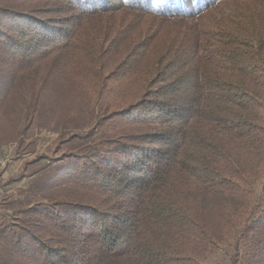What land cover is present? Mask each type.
Segmentation results:
<instances>
[{
	"label": "trees",
	"instance_id": "trees-1",
	"mask_svg": "<svg viewBox=\"0 0 264 264\" xmlns=\"http://www.w3.org/2000/svg\"><path fill=\"white\" fill-rule=\"evenodd\" d=\"M16 114L59 156L0 264H264V0H0Z\"/></svg>",
	"mask_w": 264,
	"mask_h": 264
},
{
	"label": "rangeland",
	"instance_id": "rangeland-1",
	"mask_svg": "<svg viewBox=\"0 0 264 264\" xmlns=\"http://www.w3.org/2000/svg\"><path fill=\"white\" fill-rule=\"evenodd\" d=\"M21 121L18 114L0 116V157L4 161L0 166L1 208L5 201L21 198V191L41 174L45 165L50 161L53 165L59 156V151H54L58 135L33 127L23 138ZM40 154L45 157L35 160ZM225 255L226 250L204 264H227L223 261Z\"/></svg>",
	"mask_w": 264,
	"mask_h": 264
},
{
	"label": "built area",
	"instance_id": "built-area-1",
	"mask_svg": "<svg viewBox=\"0 0 264 264\" xmlns=\"http://www.w3.org/2000/svg\"><path fill=\"white\" fill-rule=\"evenodd\" d=\"M3 159L0 157V166L3 165Z\"/></svg>",
	"mask_w": 264,
	"mask_h": 264
}]
</instances>
